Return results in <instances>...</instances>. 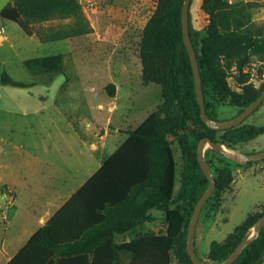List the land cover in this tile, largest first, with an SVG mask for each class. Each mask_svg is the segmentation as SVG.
<instances>
[{
	"label": "trees",
	"instance_id": "16d2710c",
	"mask_svg": "<svg viewBox=\"0 0 264 264\" xmlns=\"http://www.w3.org/2000/svg\"><path fill=\"white\" fill-rule=\"evenodd\" d=\"M184 1L157 0L140 42L143 82L161 86L162 102L136 128L127 131L125 141L35 232L18 257L28 254L34 264H195L187 249L189 223L209 185L198 157L199 142L210 137L237 148L264 134V125L243 121L216 129L203 120L184 40ZM255 3L191 0L190 34L199 61L206 109L212 119H221L218 108L226 103L241 112L264 89V80L256 85L246 69L254 56L264 58V25L241 24L237 18ZM0 16L17 22L30 35L34 21L78 18L76 25L51 31L45 36L49 41L86 34L92 29L84 22L79 0H11L1 8ZM23 64L33 74L60 72L64 54L34 56ZM230 78L240 89L232 87ZM1 81L28 85L7 71H3ZM107 89L116 95L115 83ZM175 145L182 159L177 189ZM207 159L211 165V159ZM214 176L216 187L206 205L212 202L217 208L235 180L234 166L222 165ZM154 208L164 211L165 219L140 230L142 223L154 219ZM263 216L264 209L249 213L225 240L214 239L208 258L218 264L223 262ZM232 264H264V226Z\"/></svg>",
	"mask_w": 264,
	"mask_h": 264
},
{
	"label": "rangeland",
	"instance_id": "374dc122",
	"mask_svg": "<svg viewBox=\"0 0 264 264\" xmlns=\"http://www.w3.org/2000/svg\"><path fill=\"white\" fill-rule=\"evenodd\" d=\"M9 1L0 0V10ZM79 1L84 22L92 29L65 39L49 41L45 36L78 24L76 16L34 21L31 35L17 22L0 16V194L6 195L7 202L16 195L9 184L20 183L23 174L33 176L38 186L46 174L63 168L71 167L75 172L83 163L88 172L127 136L131 120L141 122L162 102L161 86L143 82L140 59L143 29L157 0ZM231 1L257 2L237 18L241 24L264 25V0ZM59 52L64 54L60 72L33 74L23 64L26 58ZM246 69L250 81L260 85L264 80V58L254 56ZM3 71L28 85L3 83ZM112 82L116 90L119 84L117 97L107 89ZM230 82L240 89L234 78ZM129 88L136 94L130 95ZM114 100L116 115L112 111ZM218 109L221 120L237 114V107L229 103ZM244 123L264 125V101ZM174 147L179 187L182 159L178 146ZM235 149L244 153L264 150V134ZM205 154L211 159L214 174L225 164L234 166L235 174L219 207L212 202L204 204L196 227L198 254L205 262L218 264L208 258L211 242L225 240L249 213L264 209V159L238 165L210 144ZM160 212L159 222L165 219V212Z\"/></svg>",
	"mask_w": 264,
	"mask_h": 264
},
{
	"label": "crops",
	"instance_id": "0c3cea01",
	"mask_svg": "<svg viewBox=\"0 0 264 264\" xmlns=\"http://www.w3.org/2000/svg\"><path fill=\"white\" fill-rule=\"evenodd\" d=\"M129 89L130 95L136 94L137 91L132 88ZM119 92L120 87L117 84L116 97ZM117 109V103L114 100L113 114L116 115ZM130 122L126 130L127 136L128 130L136 128L141 123L140 121L135 123L134 120ZM127 136L116 144L106 157L115 151ZM105 158L99 159L88 172L84 171V164L82 163L76 167L77 169L75 168V172L69 167L68 169L63 168L61 172L48 173L38 186L34 183L33 176L28 174H23L20 183L13 181L12 184H9L15 189L16 195L7 202L4 198L6 195L1 196L0 194V264H34L28 254L18 257L21 249L35 232L99 169ZM160 211L162 210L152 209L151 213L154 219L142 223L139 229H146L152 224L158 223L159 216L163 213Z\"/></svg>",
	"mask_w": 264,
	"mask_h": 264
},
{
	"label": "water",
	"instance_id": "95a60500",
	"mask_svg": "<svg viewBox=\"0 0 264 264\" xmlns=\"http://www.w3.org/2000/svg\"><path fill=\"white\" fill-rule=\"evenodd\" d=\"M190 4H191V0H185L183 4V18H182L183 33H184L185 44L187 46L192 61V66L195 75L197 98L200 104L202 118L210 127L216 129H225L236 126L242 123L245 120V118L249 116L252 112H254L257 109V107L264 101V89L255 100H253L246 108H244L241 112L237 113L235 116L222 120L212 119L210 117L206 109V101L203 91V83H202L199 61L190 34V28H189ZM207 144H210L213 149L225 154L226 156H228L229 158H231L232 160H234L239 164H247L251 161H258L264 159V150L252 152V153H244L235 148L228 147L227 145L221 143L220 141H214L210 137H204L200 140L198 146V157L204 172L209 178V185L206 191L204 192V194L197 202L189 223L187 249L195 264H207L196 250L195 233H196L198 219L203 209V206L207 202V200L209 199V197L211 196V194L213 193L216 187V179L212 172L210 162L208 161L205 154V149ZM263 226H264V216L255 223V225L252 228L251 234L246 236L240 242V244L230 253V255L223 262L219 264H232L240 256V254L243 252L246 246H248L256 238H258Z\"/></svg>",
	"mask_w": 264,
	"mask_h": 264
}]
</instances>
